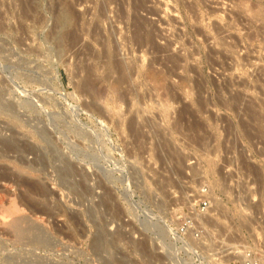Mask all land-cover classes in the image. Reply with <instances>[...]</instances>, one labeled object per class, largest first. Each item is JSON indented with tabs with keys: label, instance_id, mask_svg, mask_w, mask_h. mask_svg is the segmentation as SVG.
Returning a JSON list of instances; mask_svg holds the SVG:
<instances>
[{
	"label": "rangeland",
	"instance_id": "obj_1",
	"mask_svg": "<svg viewBox=\"0 0 264 264\" xmlns=\"http://www.w3.org/2000/svg\"><path fill=\"white\" fill-rule=\"evenodd\" d=\"M217 260L264 264V0H0V264Z\"/></svg>",
	"mask_w": 264,
	"mask_h": 264
},
{
	"label": "bare ground",
	"instance_id": "obj_2",
	"mask_svg": "<svg viewBox=\"0 0 264 264\" xmlns=\"http://www.w3.org/2000/svg\"><path fill=\"white\" fill-rule=\"evenodd\" d=\"M72 173H73V170H71V168H69V167H67L66 169H65V171H64V174H65V176L66 177H71V175H72ZM151 215V214H150ZM152 218V217H151ZM157 218V217H156ZM156 220V219H155ZM164 220V219H163ZM152 221V220H151ZM150 222V221H149ZM161 222H163L162 224L159 222L158 223V220H157V222H155V221H153V222H151V224L152 225H154V227L160 232V234H161V236H163V237H168L169 238V235H171V236H173L174 234H175V232L172 230V228L169 226V224H167L165 221H161ZM148 223V222H147ZM165 237V238H166ZM174 239H176V238H174V237H171L170 239H168V241L169 240H174ZM101 240H102V237H100V242H101ZM177 240V239H176ZM178 240H179V238H178ZM174 242V241H173ZM173 242H172V244L170 243V246H171V249L173 248V251H175V250H177V248H176V244L174 245L173 244ZM169 243V242H168ZM102 245V244H101ZM169 246V247H170ZM99 247H100V245H99ZM179 250V249H178ZM171 252V251H170ZM180 258V257H179ZM189 259V258H188ZM181 261H183L182 259H180ZM179 260V262L181 263V261ZM190 260L191 261H193V257L191 256V258H190ZM220 260V259H219ZM219 260H217V263L216 264H220L222 261H219ZM175 261V260H174ZM186 263H188V264H191V263H189L188 261L186 262ZM224 264V263H223Z\"/></svg>",
	"mask_w": 264,
	"mask_h": 264
},
{
	"label": "water",
	"instance_id": "obj_3",
	"mask_svg": "<svg viewBox=\"0 0 264 264\" xmlns=\"http://www.w3.org/2000/svg\"><path fill=\"white\" fill-rule=\"evenodd\" d=\"M77 155H79V153H76ZM83 157L86 158V159H92V160H96V157H94V155H86V154H83ZM146 226L151 228V229H154L156 230V228L154 227V225H152L150 222L146 223Z\"/></svg>",
	"mask_w": 264,
	"mask_h": 264
},
{
	"label": "built area",
	"instance_id": "obj_4",
	"mask_svg": "<svg viewBox=\"0 0 264 264\" xmlns=\"http://www.w3.org/2000/svg\"><path fill=\"white\" fill-rule=\"evenodd\" d=\"M207 205H208V203L204 202L202 208H205Z\"/></svg>",
	"mask_w": 264,
	"mask_h": 264
}]
</instances>
